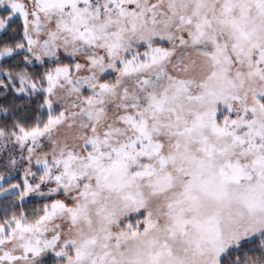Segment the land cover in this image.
<instances>
[{"label":"snow or ice","instance_id":"snow-or-ice-1","mask_svg":"<svg viewBox=\"0 0 264 264\" xmlns=\"http://www.w3.org/2000/svg\"><path fill=\"white\" fill-rule=\"evenodd\" d=\"M0 264H264V0H0Z\"/></svg>","mask_w":264,"mask_h":264}]
</instances>
